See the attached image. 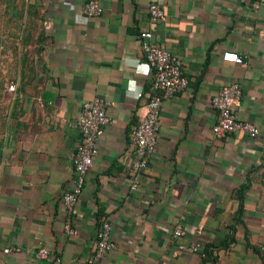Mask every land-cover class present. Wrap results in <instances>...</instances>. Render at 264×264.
Wrapping results in <instances>:
<instances>
[{"label":"crops","instance_id":"crops-1","mask_svg":"<svg viewBox=\"0 0 264 264\" xmlns=\"http://www.w3.org/2000/svg\"><path fill=\"white\" fill-rule=\"evenodd\" d=\"M84 1L22 0L36 50L0 58V264H82L102 217L115 248L100 264H264V140L242 131L215 136L210 101L237 82V117L264 131V6L99 0L100 14L86 17ZM152 3L162 20L149 19ZM141 31L179 56L187 86L162 103L157 144L131 189L132 130L153 75L149 67L146 76L138 71L148 66ZM225 52L242 62L223 60ZM95 96L108 102L109 122L68 235L61 196L73 184L75 123ZM175 223L180 238L172 236ZM194 243L200 247L193 252ZM40 249L45 259H38Z\"/></svg>","mask_w":264,"mask_h":264},{"label":"built area","instance_id":"built-area-1","mask_svg":"<svg viewBox=\"0 0 264 264\" xmlns=\"http://www.w3.org/2000/svg\"><path fill=\"white\" fill-rule=\"evenodd\" d=\"M252 6L255 9L264 6V0H255ZM147 10L151 21L162 20L164 17L162 9L156 4H149ZM80 12L86 17L99 15L101 12L99 0H85L80 7ZM138 37L144 50L147 65L153 71V75L151 91L147 94L145 112L132 130L133 158L128 166L132 179L131 189H136L138 186L140 171L146 166L147 159L157 144L162 103L171 94L184 90L187 86L179 56L168 51L163 45L152 42L150 40L152 34L149 31H141ZM229 56L234 57V59H229ZM222 58L227 62H242V57L233 52L223 53ZM13 89V83L7 85V90ZM240 97L241 88L237 82L222 85L210 97L211 105L217 112V120L212 126L213 134L222 137L242 131L252 138L264 140V131L262 132L251 121L241 120L237 117L235 109L241 102ZM107 105L108 102L102 97L95 96L82 104L81 111L76 118L75 125L80 132V141L75 145L71 156L73 184L61 196V202L65 209L63 231L68 235L75 233V229L71 226V220L77 214V203L84 187L86 171L97 154L98 141L103 134L104 127L109 122L106 113ZM262 212L264 213V207ZM109 231L110 225L107 218H100L95 232V248L82 264H100L101 259L115 248L114 243L110 240ZM199 231L200 227L197 228V232ZM183 234L181 226L175 223L172 229L173 238H180ZM199 247V243L190 246L193 252ZM176 248L180 251L184 249V246L177 244ZM177 250L174 251V256L177 255ZM260 250L264 257V242ZM47 256L48 252L45 249H40L37 253L38 259H45ZM56 261H60L58 256H56ZM157 264L168 263L162 260Z\"/></svg>","mask_w":264,"mask_h":264},{"label":"rangeland","instance_id":"rangeland-1","mask_svg":"<svg viewBox=\"0 0 264 264\" xmlns=\"http://www.w3.org/2000/svg\"><path fill=\"white\" fill-rule=\"evenodd\" d=\"M30 29L35 30V27L29 28L23 16L22 0H0V58L10 53L15 57L26 56L35 51V33L32 35Z\"/></svg>","mask_w":264,"mask_h":264},{"label":"clouds","instance_id":"clouds-1","mask_svg":"<svg viewBox=\"0 0 264 264\" xmlns=\"http://www.w3.org/2000/svg\"><path fill=\"white\" fill-rule=\"evenodd\" d=\"M229 59H234V57H231V56H229L228 57ZM138 71L140 72V73H143L145 76L146 75H148L149 74V71H150V69L148 68V66H141V67H139L138 68ZM135 90V84H134V82H132V84L130 85V92L131 91H134Z\"/></svg>","mask_w":264,"mask_h":264}]
</instances>
